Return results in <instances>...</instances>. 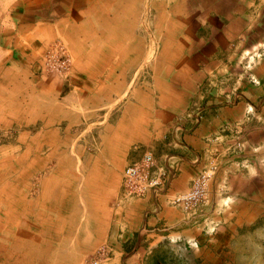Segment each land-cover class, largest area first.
I'll return each mask as SVG.
<instances>
[{
	"label": "crops",
	"instance_id": "crops-1",
	"mask_svg": "<svg viewBox=\"0 0 264 264\" xmlns=\"http://www.w3.org/2000/svg\"><path fill=\"white\" fill-rule=\"evenodd\" d=\"M151 37V78L136 81ZM57 42L69 83L36 71ZM235 128L245 152L200 215L169 206ZM136 146L176 163L166 193L122 199ZM210 232L264 264V0H0V264H86L101 248V264H142L169 238L206 247Z\"/></svg>",
	"mask_w": 264,
	"mask_h": 264
},
{
	"label": "built area",
	"instance_id": "built-area-1",
	"mask_svg": "<svg viewBox=\"0 0 264 264\" xmlns=\"http://www.w3.org/2000/svg\"><path fill=\"white\" fill-rule=\"evenodd\" d=\"M50 74L62 76L67 80L72 75L70 55L61 42L55 43L42 58L41 76ZM202 114L203 109L199 105L189 110L187 115L189 128L193 129L199 125L203 118ZM232 129L228 125L224 127L227 131ZM184 130V120L179 121L175 126V131L182 133ZM138 151L140 155L134 157L123 171L122 199L124 200H143L149 194L158 196L166 193L178 172L175 162L169 166L164 164L151 147H134V152L138 153ZM244 152V142L240 132L235 128L231 142L227 144L224 151L209 150L206 152L204 163L199 173L194 176L189 190L170 196L167 199L169 206L180 210L193 220L196 219L208 205V190L211 182L224 166L236 162L237 157L243 155ZM171 158L170 155L166 156L167 160ZM111 253V248H101L86 264H101L102 261L110 258Z\"/></svg>",
	"mask_w": 264,
	"mask_h": 264
},
{
	"label": "rangeland",
	"instance_id": "rangeland-1",
	"mask_svg": "<svg viewBox=\"0 0 264 264\" xmlns=\"http://www.w3.org/2000/svg\"><path fill=\"white\" fill-rule=\"evenodd\" d=\"M153 28V26L151 27ZM150 49L147 53V59L144 60L143 66H139L134 71L136 81L138 79H145L148 81L151 78L152 70L150 69V63L154 61V53L161 45V41L158 38L151 37L148 39ZM42 63L37 67V74L41 76ZM52 75V74H50ZM59 76V75H58ZM42 77V76H41ZM47 77V76H44ZM62 77V76H60ZM63 78V77H62ZM66 80V83H69ZM125 99V98H124ZM121 104V103H119ZM95 121L86 122V127L94 126ZM93 124V125H92ZM78 129V128H77ZM212 232H210V242L206 241V247H197L187 244L183 241L169 238L160 246L152 248L150 254H146L142 264H245L238 261L239 253L237 249L240 247V243L235 242L232 246L229 245L228 239H219L218 242H212ZM147 244H143V248L146 250ZM133 245L129 251H132ZM112 253L110 254L111 257ZM250 264V263H247Z\"/></svg>",
	"mask_w": 264,
	"mask_h": 264
}]
</instances>
